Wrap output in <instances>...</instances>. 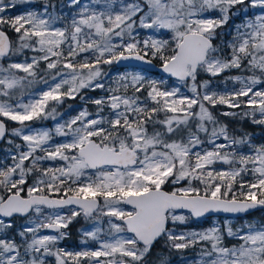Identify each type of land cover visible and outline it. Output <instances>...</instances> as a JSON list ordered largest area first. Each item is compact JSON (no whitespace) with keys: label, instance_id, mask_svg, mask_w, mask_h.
Masks as SVG:
<instances>
[{"label":"snow or ice","instance_id":"6c2138e0","mask_svg":"<svg viewBox=\"0 0 264 264\" xmlns=\"http://www.w3.org/2000/svg\"><path fill=\"white\" fill-rule=\"evenodd\" d=\"M67 6L75 9L67 17L50 10L56 8L51 2L10 16L15 3L0 0V139L23 142L8 141L16 151L0 166V264H49V258L55 264H147L158 241L176 251L198 247L194 264H264V221L182 227L212 212L264 207V143L253 146L247 133L230 135L214 111L240 110L219 115L264 126V0H68ZM241 14L231 39L214 43L217 29ZM144 30L151 34L141 37ZM129 59H159L163 72L192 95L163 79L111 78L104 71ZM231 70L251 75L226 76L221 84L239 87L217 91L213 78ZM37 83L45 89L30 91ZM85 89L107 95L90 99ZM77 96L96 112L83 108L53 128L33 130V122L62 117L58 108ZM56 136L68 139L53 143ZM221 138L227 143H217ZM46 161L61 163L42 167ZM217 163L229 167L217 169ZM17 215L30 218L16 233L19 243L8 235ZM81 216L93 225L82 232V243L98 247H58ZM45 229L55 234L40 235ZM226 238L239 243L229 246Z\"/></svg>","mask_w":264,"mask_h":264},{"label":"rangeland","instance_id":"374dc122","mask_svg":"<svg viewBox=\"0 0 264 264\" xmlns=\"http://www.w3.org/2000/svg\"><path fill=\"white\" fill-rule=\"evenodd\" d=\"M12 2L15 3V5H16L15 9H18L19 11H20L21 8H24L25 12L42 10V5L51 2V3L56 5L55 9H50L52 11L62 12V14L65 17H67L70 14L74 13V12L67 13V12H64L62 10V8L65 5V4H63V2H66L68 4V0H12ZM88 2H89V0H82V3H88ZM248 2H249V0H245V5H247ZM239 8H240V6H237V9H234L233 11H238ZM256 11H258V10L257 9H252L251 10V12H256ZM251 12L249 14H251ZM213 15L216 16V15H219V14L218 13H213ZM233 17H238L239 18L238 22L235 23V25H239L240 22L243 19V14H241L240 16H233ZM233 17L230 20H232ZM149 34H151L150 30H144L143 32L140 33V36L141 37H146ZM164 38H169V37L165 36ZM32 55H34V53L29 51V53L26 56L30 57ZM7 62H11V61H6L5 63H7ZM44 67H45V65H44ZM104 71L108 72L109 73V77H111V78H115V77H117L118 74H123V73H140V74L146 76L149 79H155V80H158V81L163 79V80H165L167 82L166 83L167 87L180 86L181 87V93L187 94V95H192V93L190 92V90L187 87L181 85L180 81H176L175 83L174 82L173 83H168V79L163 78L160 75L156 76L153 73L148 72V71L143 70V69L117 68L116 65L113 64L111 66H105L104 67ZM228 75L231 76L230 74H228ZM235 75H251V74H235ZM235 75H233V76H235ZM223 80H221V81H223ZM109 83H111V80H109ZM228 83L229 84H227V85L214 84V86L216 87L217 91H223L225 89V87H227L228 89H231L234 86L235 87H239L238 84L234 85L232 81H228ZM44 89H45V86L42 83H37L36 85L33 86L32 89H30V91L39 92V91H42ZM89 93H90V90H87V89L84 90V94L86 96ZM90 95H91L90 98L94 99V98L100 97L102 95H107V93H105L104 91L100 90V93L97 96L93 95V93H90ZM27 98L28 97L25 96V100H27ZM87 104H88V102L87 101H82L79 96H77L76 99H74V100H72V99L66 100L64 102V104L58 108V111L63 113L62 117L58 116L55 120L46 119V120H43V121L33 122V124H32L33 130H39L41 128H53L56 123H58V122L59 123H63L64 121L69 120L70 118H72L75 115H77L78 112L81 109H83V108H87L89 112L95 113L96 112V106L93 104V107L91 108ZM214 111L218 115V118H219V113L220 112H226V111H237V112H239L240 110L229 109V108L224 107V106H217V108ZM105 114H107V109L105 110ZM219 120H220V118H219ZM249 120H251V119H249ZM12 124H13V126L11 128L19 127L18 124H15V123H12ZM262 127H264V126H262ZM6 138H7V140H6L7 143L6 144H8V147L5 150L3 149V150L0 151V154L2 153L4 155L0 159V166H3L5 163L10 164L12 161H11V159L9 157H10L11 154H14L15 151H16L15 148H13V146L11 144H9V142H8L9 140H14L15 144H23L22 140L19 137L7 136ZM201 138L205 139L206 137L202 134ZM67 139H68L67 137L56 136L54 138L53 143L64 142ZM251 142H252L253 146H258L259 145V144L257 145L255 143V141H253L252 139H251ZM217 143H227V141H225V140H223L221 138V139L217 140ZM203 147L204 148H209L210 145L206 143ZM237 148L240 151H242V152H248L249 151V149L248 148L245 149L243 147V145H237ZM21 150H26V148H22ZM59 163H61V162H59V161H57V162L46 161V162H44L42 164V167H49V166L55 167V166H58ZM215 167L217 169H227L229 167V165L222 164V163H217L215 165ZM244 179L245 180H249V179H251V176L250 175H246L244 177ZM31 183H32V180L29 179V184H31ZM193 183L195 184L196 182L194 181ZM184 184H185V182L181 181L179 185L173 186L171 184H166L163 187L169 186L170 187V191H172L174 189V187L183 186ZM129 208H131V207H129ZM261 211H263V213H264V209H261ZM80 218H81V221H82V226L80 228L79 242L77 243V245H79V246H74V245L68 243V242H71V241L67 240V238L70 236L68 228H67V229L64 230L67 233L66 238L59 242V244L57 245L58 247L64 248V249L69 250V251H80V250H84L85 248H88V247H91V248L98 247L97 242L92 241V240H87L86 243H82V240H84V237L82 236V232L84 230H91L93 225H92V222L86 221L82 216ZM29 219H30L29 217L20 218L19 220H16V219L13 218L14 231H12V229H13L12 228L11 230L8 231V235L10 237H12V238H15L17 240V242L19 243L20 242V238L16 235V233L21 231L23 229V227L30 226ZM107 219L108 218L105 217L104 218V222L102 224V227L104 229H107V227H108ZM228 220H231L232 225H233L234 228H238L242 224L247 223V222H254V223L262 222L258 216H243V217H240V218L214 216V217H211L210 225L211 224H223L225 221H228ZM69 225H68V227H69ZM182 227H187L188 230H193V229H195V230H203V229H205V228H196V227H194L191 224V221H189V223L186 226H182ZM45 234H55V233L51 232V231H49L47 229L42 230L41 233H40V235H45ZM160 243H161L160 246L163 247V248L168 249L169 253L162 252L160 254H155L151 250V252L146 257L147 264H160V261H161L162 258L168 260L170 262V264H194V260L198 259V255H197L198 252H199V248L198 247L197 248H193V249L185 250V252L181 255L182 251L170 250L169 248H167L164 245L163 241H161ZM225 243L230 246L232 244L239 243V240L237 238H226ZM179 256H183V259L182 260L178 259ZM152 260H154L155 262L153 263ZM49 264H55L54 258H49Z\"/></svg>","mask_w":264,"mask_h":264},{"label":"trees","instance_id":"16d2710c","mask_svg":"<svg viewBox=\"0 0 264 264\" xmlns=\"http://www.w3.org/2000/svg\"><path fill=\"white\" fill-rule=\"evenodd\" d=\"M64 7L62 8V10L64 12L67 13H71V12H75L74 8H69L66 2H63ZM238 17H233L232 20H230L226 25H224L222 28L217 29V32L219 34V37L216 41H214V43H218L221 46L224 45L225 41H228L231 39V36L234 35V32L232 31L233 29V25H235V23L238 22ZM229 54V50L224 47V55L227 56ZM155 62H157L158 64H161V62L159 61V59H153ZM41 69H44V64L40 65ZM154 75L159 76L158 73L153 72ZM228 74H230L231 76L235 75V74H251V73H243L240 70H231L229 72H225L222 73L220 76L213 78V83L214 84H221L220 81L223 80L226 76H229ZM201 79H209V77L207 76V74H203L201 76ZM175 83L176 80L174 79H168V83ZM229 84V83H227ZM90 93H93V95H98L100 93V90H96V91H90ZM90 93L87 95L88 98L91 97ZM91 99V98H90ZM89 107H93V104L88 102L87 104ZM162 118V116H161ZM220 121L224 124L228 125V129H229V133L230 135H234L236 137H240L243 134L247 133L251 136V139L253 141H255V143L258 145L264 143V127H262L261 125H257L252 123L251 120L247 119V118H241L240 116H221L219 115ZM8 123V128L10 129L13 124L12 122H7ZM149 131H151V128L149 129ZM7 138L0 144V151L1 150H5L8 147V144H6ZM243 147L245 149H247L246 146L243 145ZM4 156L2 153L0 154V159L1 157ZM165 189L170 191V187L169 186H165ZM253 216H258L260 218L261 221H264V213L261 210H258L256 212H254L252 214ZM16 220H19L20 218H14ZM210 221H211V217L208 218H203L200 220H192L191 224L196 227V228H207L210 225ZM82 226V221L80 217H77L75 220H73L69 227H68V231H69V237L67 238L69 244H72L74 246H79L77 245V243L79 242V237H80V228ZM12 231H14V228L12 229ZM161 241H158L152 248V252L155 254H160L162 252L165 253H169L168 249L163 248L160 246ZM185 252L182 251L181 255ZM150 256V255H149ZM156 259V258H155ZM154 259V260H155ZM178 259H183V256H179ZM152 260V262L154 263L155 261Z\"/></svg>","mask_w":264,"mask_h":264},{"label":"water","instance_id":"95a60500","mask_svg":"<svg viewBox=\"0 0 264 264\" xmlns=\"http://www.w3.org/2000/svg\"><path fill=\"white\" fill-rule=\"evenodd\" d=\"M115 65H116L117 68H137V69H143V70H146V71L151 72V73H153V72L158 73L163 78H166V79H174V80L179 81L177 78L171 77L170 74L164 73L163 70H162L161 64H158L153 59L151 60V63H147L145 61H139V60H135V59H129V60L121 61L119 64H115ZM7 127H8V124H7ZM6 137H7V135H6ZM5 138L4 139H0V144L5 140ZM164 190L169 191V190H167L165 188H164ZM129 207H131V206H129ZM261 209H264V207H258L256 209L249 210L246 213H236V214H233V213H225L223 211H221V212H212V213L207 214L205 218H207V217H214V216H222V217H230V218H240V217H243V216H246V215L253 214L254 212H256L258 210H261ZM14 218H25V216L17 215ZM201 219H203V218H201ZM49 231L53 232L52 230H49Z\"/></svg>","mask_w":264,"mask_h":264},{"label":"flooded vegetation","instance_id":"af4514ba","mask_svg":"<svg viewBox=\"0 0 264 264\" xmlns=\"http://www.w3.org/2000/svg\"><path fill=\"white\" fill-rule=\"evenodd\" d=\"M18 11H19L18 9L10 8V9H8V11H7V15L14 16V15H17L18 13H19V14H22V13L25 12V9H24V8H21L20 11H19V12H18ZM8 32H9V35H10L13 39H15V34L12 32V30L9 29ZM28 53H29V51H26V52H25V55H27ZM17 59H19V58H17ZM246 216H253V215L250 214V215H246Z\"/></svg>","mask_w":264,"mask_h":264}]
</instances>
